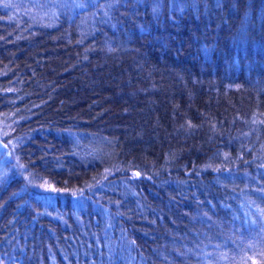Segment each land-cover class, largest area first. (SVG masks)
<instances>
[{
  "label": "trees",
  "instance_id": "16d2710c",
  "mask_svg": "<svg viewBox=\"0 0 264 264\" xmlns=\"http://www.w3.org/2000/svg\"><path fill=\"white\" fill-rule=\"evenodd\" d=\"M3 264H264V0H0Z\"/></svg>",
  "mask_w": 264,
  "mask_h": 264
},
{
  "label": "rangeland",
  "instance_id": "374dc122",
  "mask_svg": "<svg viewBox=\"0 0 264 264\" xmlns=\"http://www.w3.org/2000/svg\"><path fill=\"white\" fill-rule=\"evenodd\" d=\"M0 264H3V262L0 260Z\"/></svg>",
  "mask_w": 264,
  "mask_h": 264
}]
</instances>
